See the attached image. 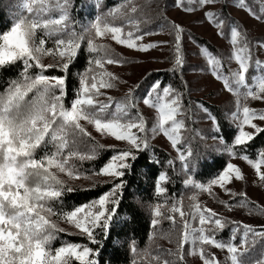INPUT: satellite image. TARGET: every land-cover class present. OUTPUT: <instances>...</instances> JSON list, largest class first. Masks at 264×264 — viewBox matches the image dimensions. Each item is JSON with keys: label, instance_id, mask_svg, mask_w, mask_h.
I'll return each instance as SVG.
<instances>
[{"label": "snow or ice", "instance_id": "obj_1", "mask_svg": "<svg viewBox=\"0 0 264 264\" xmlns=\"http://www.w3.org/2000/svg\"><path fill=\"white\" fill-rule=\"evenodd\" d=\"M177 7L186 12H192L191 5L199 7L215 4L217 0H174ZM131 0H121L119 6L109 10L108 13L98 16L94 23L80 32L70 30V20L67 12L69 0H22L20 18L14 22L10 31L0 35V69L15 64L23 63V72L20 81H13L7 93L0 94V264H98L99 253L91 247L76 243H67L56 249L50 247L51 241L64 231L57 224L52 223L49 217L59 215L68 224L78 230L79 235H84L95 244L94 229H109L113 218L116 216V206L124 188L123 177L131 165L129 159L134 160L137 151L148 147L149 131L143 115L137 109V99L134 91L119 101L107 97L108 102L99 99L103 93L101 89L110 90L116 87L118 77L105 69V65H119L120 60L110 56V49L95 43V37L111 34L112 40L128 49L148 52L158 47L155 44H138L143 35H136L140 31V24L145 22L130 15L128 5ZM238 7L245 8L256 19L257 16L245 0H238ZM34 13L31 19L23 15L24 11ZM51 11H59V18L44 19V15ZM264 12V8L261 9ZM137 8L133 5L130 13L135 14ZM205 18L219 29L217 35L227 38L231 45L229 60H234L238 65L237 70L228 69L218 55L207 48L200 49V55L206 59V64L211 75L221 81L225 90L236 97V111L231 114V119L236 123L238 134L232 143H224L223 151L231 157L237 156V150L255 139L259 133H264L254 121L264 122V112L257 113L250 107L241 103V99H264V63L260 60L253 62L252 42L247 35L239 29L234 22H230L220 13L206 12ZM124 21L123 26H115L114 21ZM125 27H131L125 33ZM174 32V59L173 71L182 69L185 58L182 54L183 29L173 25ZM227 28V32L225 29ZM38 30L43 36L51 38L60 35L54 41V48H46V40L41 36L37 39ZM66 37V38H65ZM90 54H96L89 61L88 69L79 74V88L74 98L65 104L66 78L61 75L51 76L46 74L49 69L56 68L62 74L68 73L73 61L77 58L79 50L84 46ZM257 46L264 47V43L257 42ZM103 53V55H100ZM44 56H51L55 63H43ZM32 69L39 71L33 74ZM252 73L249 76V73ZM251 81V82H249ZM140 85H137L138 89ZM32 93V97L29 94ZM141 101L158 113L156 123L151 126L152 134L162 133L175 148L183 141L182 131L186 130L184 119L187 109L182 100V94L172 85L162 86L161 82L154 81L148 88ZM205 112L208 110L203 109ZM215 121V117H211ZM93 125L97 133L114 138L117 142H126V149L117 150L110 159L100 167L94 175L111 178L112 187L98 199L76 207L67 213H57L49 201L55 200L64 191H73L65 188L64 182L58 174H66L69 179H80L81 175L75 169L72 160L78 158L83 161L97 158V149L102 145L93 143L87 154H80L79 143L90 134L81 122ZM245 127L253 131H245ZM219 130V129H217ZM215 138V137H214ZM51 143L56 149L55 153L37 159L35 153L42 146ZM67 150V154H66ZM179 151V149H178ZM187 156L181 153L179 159L184 163V168L190 172ZM258 158L243 155L240 158L246 161L255 171L259 181L264 182V150L257 153ZM171 164V161H169ZM87 178V177H86ZM245 179L241 169L231 163L213 179L209 184L196 183L193 179L186 178L185 185L201 192L211 193L213 186L224 188L230 195H237L226 187ZM155 191L163 195L166 188L162 183L168 182V176L161 174ZM120 181V182H116ZM243 201L239 207L247 205L246 194H241ZM193 204L185 210L182 201L176 200L169 206L165 200L157 204L153 210V228L160 222V218L167 219L172 229L164 238L172 241L176 237L175 251L168 250L163 256H175L177 260L162 258L155 255L153 259L158 264H177L185 260V246H190L189 255L199 254L202 264H219L217 258L206 253L205 245L216 249L226 250L229 254L225 264H264V243L261 244L260 257L254 261L242 259L256 243V238L264 240V230L257 231L249 225L243 226L242 245L245 251L240 252L234 243L235 232L228 242L216 239V233L222 230L227 221L217 217V213L207 207L196 203L197 196L190 197ZM112 205V207H109ZM168 208L169 215L162 212ZM231 207V206H229ZM264 212V209L261 210ZM179 216V221L177 216ZM198 222V226H194ZM232 223H236L233 221ZM208 225H213L209 228ZM250 237L251 243H250ZM131 251L135 256L140 255L135 245ZM133 264H138L133 259Z\"/></svg>", "mask_w": 264, "mask_h": 264}, {"label": "trees", "instance_id": "obj_2", "mask_svg": "<svg viewBox=\"0 0 264 264\" xmlns=\"http://www.w3.org/2000/svg\"><path fill=\"white\" fill-rule=\"evenodd\" d=\"M227 1H223L224 4L217 13H220L230 22H234L247 35L252 42L253 50L254 40L252 35L250 36L246 33L243 30L242 23L230 14ZM172 2V0H131L128 8H131L136 3L139 7L138 12L144 13L141 21L145 22L140 24V31L136 32V35L151 34L165 30L173 31L172 26L176 24L167 14V9L172 5ZM120 4L121 0H69L67 12L70 20V30L80 32L94 23L98 16L108 13L109 10H113L114 7ZM21 5L22 0H0V35L10 31L11 27L14 26V22L20 18ZM151 9H153V14L150 11ZM145 13H149V15H145ZM255 13L257 14L256 10ZM23 15L31 19L34 13H28L25 10ZM59 16V11H51L44 15V19L50 17L59 18ZM113 23L115 26L124 25V21L120 19L115 20ZM225 31L227 32V28ZM60 35L62 34L48 38L47 36H43V33L38 30L37 39L43 36L46 40L45 47L54 48V41L60 38ZM194 41L200 47L209 49L223 61L225 60V52L217 49L209 41L196 37V35H194ZM82 43L84 46L79 50V54L71 64L68 73L62 74L56 68L49 69L46 73L57 77L63 75L66 78V106L78 91L79 74L84 73L88 69L89 61L96 55L90 54L87 51L86 41ZM95 43L106 46L111 50V58L119 59L118 52L114 47L97 40H95ZM182 44L184 45V41H182ZM182 54L185 58L182 69L173 71L172 67L166 70L153 71L142 79L139 83L140 87L134 92L137 104H140L142 102L141 97L145 96L149 86L154 81H158L161 82L162 86L172 85L182 94L184 106L188 109L186 114V132L183 135L182 143L177 146V149H179V156L181 153L187 156L188 151H191L192 155L187 158L190 172L184 168L185 162L181 161L179 156L173 155L163 147L153 144L148 140V147L142 151L135 152L136 158L134 160L129 159L128 161L131 167L126 170L123 177L125 186L120 196V202L116 206V216L113 218L110 228L94 229V236L97 242L92 244L86 236L79 235L78 230L68 224L62 217L51 215L49 217L51 222L64 230L51 241L50 247L52 249H56L67 243L88 246L99 253L98 257H91L97 259L98 264H133L134 258L138 264H158V261L153 259L155 255H162V258L177 260L175 256H163V253L168 250L175 251L176 237L173 235L171 242L169 239L164 238L165 234L169 233L172 229V225L167 219L160 218V222L153 228L152 220L156 218L153 216L154 207L165 200L169 202V206L172 202L180 200L184 209L188 210L191 206L190 197L193 195L198 196L199 190L186 186V178L193 179L196 183H209L221 173L231 159L240 158L243 155L258 158L257 153L264 150V133H259L242 150H237L236 157H231L223 151L224 143H232L234 136L238 134V129L229 119L228 112L226 111L227 108L223 109L219 105H210L205 99L191 97V84L185 77L187 73V54L184 51H182ZM100 55H103V53H100ZM48 61L55 63L52 57ZM43 63L46 64V61L43 60ZM23 70V63L21 61L0 69V94L7 93L9 88L12 87L13 81L21 80ZM38 71V69L31 70L33 74ZM251 74L250 72L249 76ZM32 95L30 93L29 97L31 98ZM99 99L108 102L107 98L102 96ZM112 99L116 101L117 97H112ZM119 100L121 99H117V101ZM205 108L208 110L207 112L203 110ZM198 110L199 115L197 116ZM134 111H138V109ZM211 117H215V121ZM82 126L90 134V137H84L83 142L79 143V153L87 154L92 148L93 143L102 145L103 147L97 149L98 155L94 160L85 159L81 161L76 158L71 161L75 165L76 171L80 173L81 179H90L91 183H87L84 186L78 185L72 179H69L66 174H58V178L64 182L65 188H72L73 191H64L61 197L49 201L57 213H67L76 207L98 199L102 194L108 192L112 187V184L109 182L111 179H98L96 176H100L93 173L102 167L115 151L125 149L121 146H106L93 136L86 126L83 124ZM209 137L213 138L211 142H208ZM222 140L224 143L221 142ZM55 151L56 149L49 143L47 146H42L38 149L35 156L37 159H41L48 154L55 153ZM169 161H171V164ZM161 174L168 176V182L161 184V186L166 188V192L163 195H158L155 187L158 182L157 178ZM109 207H112V205H109ZM161 210L165 215L170 214L167 207ZM176 216L179 221L178 214ZM239 226L241 225L226 226L220 233H216V238L221 240V237L225 236L227 232L231 233L234 228L236 230ZM241 231H243V227ZM242 234L243 232H241V235L240 233L235 234V242L239 239L242 241ZM251 239L250 237V243ZM262 243H264V240L256 238V243L251 245L249 251L245 253L242 259L254 261L259 258L262 251ZM133 245L136 246L137 252L140 255L135 256L131 251ZM188 252L189 245H186L185 260L182 264H191ZM72 264H78V262L73 260ZM177 264H181V262L177 261Z\"/></svg>", "mask_w": 264, "mask_h": 264}, {"label": "rangeland", "instance_id": "obj_3", "mask_svg": "<svg viewBox=\"0 0 264 264\" xmlns=\"http://www.w3.org/2000/svg\"><path fill=\"white\" fill-rule=\"evenodd\" d=\"M172 1V5L167 9V14L176 25H179L183 29L182 41H184V45L182 44V51L187 54V73L185 77L191 84V97L195 99H205L210 105H219L223 109L227 108L226 111L228 112L229 119L236 126V123L231 119V114L236 111L237 98L224 89L221 81H217L211 75L206 64V59L200 55V49L202 47L197 45L194 41V35H196V37L205 39L217 49L224 51L226 57L222 62L227 65V68L224 69V71H227L228 69H238V65L235 61L228 59V55L231 52V45L229 44L228 39L218 36L217 33L219 29L205 18L206 12L217 13L222 8L224 0H217L215 4L205 5L203 7L193 4L191 5L194 9L192 12L184 11L176 6L174 0ZM227 4L230 14L242 23L243 30H245L246 33L250 36L252 35L254 40V49L252 50L253 62L258 59L264 63V47L257 46V42L264 43V19H256L245 8L238 7V0H228ZM245 4L250 7L253 12L256 10L257 16H264V12L261 11V9L264 8V0H245ZM134 6L137 8L138 12V4L135 3ZM128 10L130 15H135V17L142 20L141 18H143L144 13L136 12L135 14H132L130 13V8H128ZM150 11L153 14V9ZM145 15H149V13H145ZM124 30L126 33L133 29L131 27H125ZM94 39L114 47L119 55L118 60L121 61V64L119 65H105L104 70L113 73V75L118 77V81L115 82L116 87L113 89H101V92L103 93L101 96L104 98L110 96L117 97V99H123L129 91H135L137 89L136 86L139 85L142 79L151 72L166 70L173 67V31L165 30L151 34H144L143 39L139 40L138 44L158 45V47L152 48L148 52H139L118 45L112 40L111 34H106L103 37H95ZM50 57L51 56H44L42 59L46 61L47 64V62L50 63V61H48ZM241 103L252 108L257 113L264 112V99H241ZM137 109L138 112L144 116L146 127L149 129L147 132L148 140L153 144L163 147L173 155L179 156L177 147L174 148L171 142L162 133L157 132L154 135L152 134L151 126L156 123L158 117L156 110L149 108L142 102L137 104ZM196 114L197 116L199 115V110ZM178 119H184L186 123V115L178 117ZM254 123L258 124L260 127H264V122L257 120L254 121ZM81 124L86 126L89 132L106 146H121L125 149L128 147L126 142H117L114 138L97 133L94 126L87 124V122L82 121ZM245 131L253 130L245 127ZM185 132L186 130L182 131L181 135H185ZM212 140L213 138H210L208 142H211ZM229 163L239 167L245 177L243 180H234L232 184L226 186L229 188L230 192L236 193L237 195L233 196L227 194L224 188L213 186L211 193L199 191L196 203L214 210L217 213L216 218H219L222 221H227L226 226L241 225L239 226L240 231L235 232V234L240 233L241 235V232H243L241 229L244 225H249L257 231L264 230V212L261 211L264 209V182L259 181L254 169L243 159H231ZM261 171H264V168H262ZM96 178L111 179L103 176H96ZM72 181L83 186L92 182L90 179L81 178L76 180L72 179ZM209 183H205V185ZM241 194H246L247 205L245 207L238 206V204L243 201V196ZM192 204L193 201L190 200V205ZM233 221L236 223H232ZM194 226H198V222H194ZM207 227L211 228L213 225H208ZM222 230L218 232L220 233ZM234 230L235 228L231 233L227 232L225 236L221 237V240H219V238L216 239L222 242H228L233 235ZM234 243L238 246L240 252L245 250V246H241V239L236 240V242L234 241ZM204 247L206 253L213 254L219 261V264H225L226 258L229 255L226 250L216 249L210 245H205ZM190 250L189 246V251ZM189 256L191 264H202L199 254Z\"/></svg>", "mask_w": 264, "mask_h": 264}]
</instances>
